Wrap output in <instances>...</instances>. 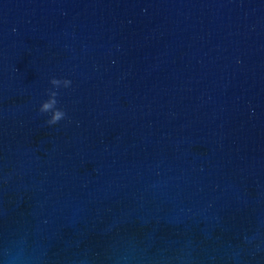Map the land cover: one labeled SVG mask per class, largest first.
<instances>
[{
  "label": "water",
  "instance_id": "water-1",
  "mask_svg": "<svg viewBox=\"0 0 264 264\" xmlns=\"http://www.w3.org/2000/svg\"><path fill=\"white\" fill-rule=\"evenodd\" d=\"M257 218L264 0H0V264L21 238L24 264H74L153 231L219 254Z\"/></svg>",
  "mask_w": 264,
  "mask_h": 264
},
{
  "label": "clouds",
  "instance_id": "clouds-1",
  "mask_svg": "<svg viewBox=\"0 0 264 264\" xmlns=\"http://www.w3.org/2000/svg\"><path fill=\"white\" fill-rule=\"evenodd\" d=\"M15 31V29H13ZM37 114L47 116L46 126L58 125L69 120L68 113L59 106L61 89H70L73 81L51 77ZM11 174L2 178L7 183ZM159 185H152L153 189ZM111 231V228L106 229ZM26 240L15 242L13 249H5L8 264H24L29 258L25 253ZM222 251L201 249V242L187 233L182 240H166L152 233L143 236L135 233L109 241L103 256L82 250L72 257L74 264H264V218H257L254 225L242 230L234 240L222 244Z\"/></svg>",
  "mask_w": 264,
  "mask_h": 264
}]
</instances>
